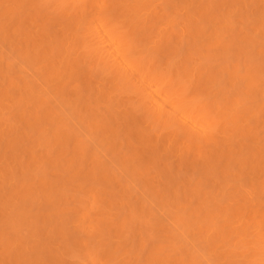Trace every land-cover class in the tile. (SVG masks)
<instances>
[{
    "label": "bare ground",
    "instance_id": "obj_1",
    "mask_svg": "<svg viewBox=\"0 0 264 264\" xmlns=\"http://www.w3.org/2000/svg\"><path fill=\"white\" fill-rule=\"evenodd\" d=\"M0 264H264V0H0Z\"/></svg>",
    "mask_w": 264,
    "mask_h": 264
},
{
    "label": "snow or ice",
    "instance_id": "obj_2",
    "mask_svg": "<svg viewBox=\"0 0 264 264\" xmlns=\"http://www.w3.org/2000/svg\"><path fill=\"white\" fill-rule=\"evenodd\" d=\"M95 3L97 5V7H101L104 5V0H95ZM161 99V103H160V107L167 111V110H170L172 109L173 107V100L170 98L168 100H164L163 98H160Z\"/></svg>",
    "mask_w": 264,
    "mask_h": 264
}]
</instances>
